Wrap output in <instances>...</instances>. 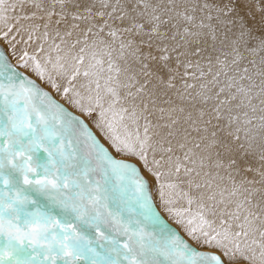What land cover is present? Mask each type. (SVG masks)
Returning a JSON list of instances; mask_svg holds the SVG:
<instances>
[{"label": "snow or ice", "instance_id": "snow-or-ice-1", "mask_svg": "<svg viewBox=\"0 0 264 264\" xmlns=\"http://www.w3.org/2000/svg\"><path fill=\"white\" fill-rule=\"evenodd\" d=\"M0 264H264V0H0Z\"/></svg>", "mask_w": 264, "mask_h": 264}, {"label": "bare ground", "instance_id": "bare-ground-1", "mask_svg": "<svg viewBox=\"0 0 264 264\" xmlns=\"http://www.w3.org/2000/svg\"><path fill=\"white\" fill-rule=\"evenodd\" d=\"M9 55H10V50H9ZM13 63H15V60H13ZM21 71H23V70H21ZM72 110H74V109H72ZM74 111H75V110H74ZM74 111H73V112H74Z\"/></svg>", "mask_w": 264, "mask_h": 264}, {"label": "rangeland", "instance_id": "rangeland-1", "mask_svg": "<svg viewBox=\"0 0 264 264\" xmlns=\"http://www.w3.org/2000/svg\"><path fill=\"white\" fill-rule=\"evenodd\" d=\"M71 111H74V110H72V109H70ZM75 112V111H74ZM75 114H77V115H79V113H75Z\"/></svg>", "mask_w": 264, "mask_h": 264}]
</instances>
